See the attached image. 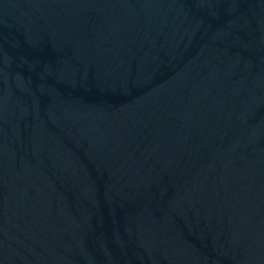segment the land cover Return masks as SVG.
I'll use <instances>...</instances> for the list:
<instances>
[{"label":"water","instance_id":"95a60500","mask_svg":"<svg viewBox=\"0 0 264 264\" xmlns=\"http://www.w3.org/2000/svg\"><path fill=\"white\" fill-rule=\"evenodd\" d=\"M0 264H264V0H0Z\"/></svg>","mask_w":264,"mask_h":264}]
</instances>
